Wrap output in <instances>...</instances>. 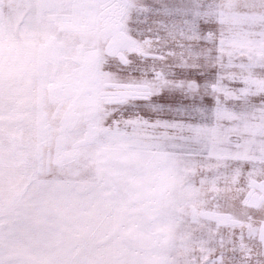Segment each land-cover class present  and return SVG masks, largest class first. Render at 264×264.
Instances as JSON below:
<instances>
[{
  "label": "snow or ice",
  "instance_id": "1",
  "mask_svg": "<svg viewBox=\"0 0 264 264\" xmlns=\"http://www.w3.org/2000/svg\"><path fill=\"white\" fill-rule=\"evenodd\" d=\"M0 264H264V0H0Z\"/></svg>",
  "mask_w": 264,
  "mask_h": 264
}]
</instances>
